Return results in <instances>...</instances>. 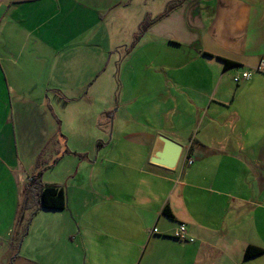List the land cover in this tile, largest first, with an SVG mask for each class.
<instances>
[{
	"label": "crops",
	"instance_id": "1",
	"mask_svg": "<svg viewBox=\"0 0 264 264\" xmlns=\"http://www.w3.org/2000/svg\"><path fill=\"white\" fill-rule=\"evenodd\" d=\"M86 2L105 0H0V264H264V0H182L131 48L169 0H107L85 25L104 70L65 51ZM160 135L172 169L150 162ZM39 171L63 210L26 191Z\"/></svg>",
	"mask_w": 264,
	"mask_h": 264
},
{
	"label": "rangeland",
	"instance_id": "2",
	"mask_svg": "<svg viewBox=\"0 0 264 264\" xmlns=\"http://www.w3.org/2000/svg\"><path fill=\"white\" fill-rule=\"evenodd\" d=\"M137 1V0H136ZM146 1V0H144ZM179 1V0H169L168 3H175ZM168 3H165V7ZM105 4H107V0H105L104 3H102L100 6H97V8L95 9V12L93 11L94 9L91 7L90 4H88L86 2V5L84 6H87L89 7L88 9H82L81 11V22H82V26H81V30H82V33L79 37V41H77L78 39H75V41L72 40V42H67L65 43V51L67 53V51H71L73 52V47H71V45H75V46H78L75 51L78 52V54L80 56H82V60L85 59L86 56H93V61H92V64H91V68H101L102 70H104V68L106 67V60L102 59L100 56H101V51L103 50V48H105L106 46V41H105V35H104V27L103 26H99L98 27V32H97V35L96 37H93L91 38L89 35H90V32L88 29H90V27H85V25H90L91 23L94 22L95 20V16H96V13L98 12L99 9H103L102 6H105ZM85 14V15H84ZM94 17V18H93ZM85 27V28H84ZM174 29V28H173ZM180 34V33H178ZM78 36V35H77ZM170 38H171V34H169ZM174 38L177 39V37H175L174 35L172 36ZM183 38V39H181ZM180 39L183 40V41H186L188 40L187 37L184 39V37H181ZM81 40V41H80ZM139 40V39H138ZM178 40V39H177ZM138 42V41H137ZM94 45H97L98 49L96 50L95 47L93 46ZM130 45V44H129ZM129 45L127 46V48L129 47ZM187 49V48H186ZM189 49V48H188ZM63 58V57H62ZM61 58V59H62ZM60 61V60H59ZM81 61V59L78 58V56L73 53V55L71 56H68L67 58H63L59 64H63L64 67H75V66H78L80 67L82 64H80L79 62ZM55 62H58L56 61V59H54L53 61V68H56V65L57 63ZM146 63V62H145ZM51 64V63H50ZM59 66V65H58ZM101 80L98 82V84H100L102 86V90H98V94H97V97L100 98V94L101 92H104L105 91V85H106V76L105 74L101 76ZM106 92V91H105ZM101 108L98 107V110ZM71 112V111H69ZM49 151L52 150V147L50 149H48ZM153 229V228H152ZM150 231V233H154L155 231ZM174 237V236H173ZM175 238V237H174ZM176 239V238H175ZM178 240V239H176ZM180 241V240H179Z\"/></svg>",
	"mask_w": 264,
	"mask_h": 264
},
{
	"label": "trees",
	"instance_id": "3",
	"mask_svg": "<svg viewBox=\"0 0 264 264\" xmlns=\"http://www.w3.org/2000/svg\"><path fill=\"white\" fill-rule=\"evenodd\" d=\"M182 0H179L175 3H168L165 7V9L157 16L150 17L149 15H146L142 21L138 25L137 32L134 35V39L132 43H130L129 48H131L138 39L141 37V35L144 33V31L154 22L161 19L162 17L166 16L171 12L175 7H177ZM221 60V59H220ZM223 62V66L225 68H228L230 66H234L232 62L221 60ZM189 155V154H188ZM190 165V164H189ZM40 171L37 172L36 175H33L30 178V181L28 183V187H26V191L33 190L30 188L38 186L39 190L37 193V204L39 209L44 210H63L66 207V201H65V195L62 190V188L57 187L55 185H48V184H40ZM163 214L169 218L172 219V215L168 208H164L162 210ZM263 252L262 249L258 247L253 246H246L243 250V258L244 259H250L252 257H255Z\"/></svg>",
	"mask_w": 264,
	"mask_h": 264
},
{
	"label": "water",
	"instance_id": "4",
	"mask_svg": "<svg viewBox=\"0 0 264 264\" xmlns=\"http://www.w3.org/2000/svg\"><path fill=\"white\" fill-rule=\"evenodd\" d=\"M158 140L162 143V147L153 153L150 162L168 169L174 168L181 155V145L161 135L158 136Z\"/></svg>",
	"mask_w": 264,
	"mask_h": 264
},
{
	"label": "built area",
	"instance_id": "5",
	"mask_svg": "<svg viewBox=\"0 0 264 264\" xmlns=\"http://www.w3.org/2000/svg\"><path fill=\"white\" fill-rule=\"evenodd\" d=\"M257 72H264V56L262 57V59L260 60L259 64H257V66L253 69ZM251 72L250 70H245V71H242L241 73L235 75L232 77V81L235 83V84H238L239 82L241 81H244V80H247L250 78L251 76ZM192 162V159L191 157L186 153L183 157V160L181 162V166L182 167H185L189 164H191ZM152 231H155V229L153 228ZM176 239L182 241V242H186V241H191L192 239L190 238H187L186 236V232H185V225L180 223L178 225V228L177 230L174 232V235H173Z\"/></svg>",
	"mask_w": 264,
	"mask_h": 264
}]
</instances>
